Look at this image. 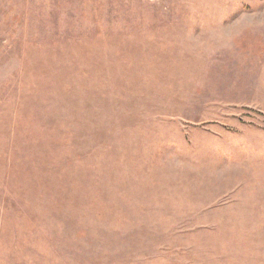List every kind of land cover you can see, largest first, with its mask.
<instances>
[{
    "label": "rangeland",
    "instance_id": "obj_1",
    "mask_svg": "<svg viewBox=\"0 0 264 264\" xmlns=\"http://www.w3.org/2000/svg\"><path fill=\"white\" fill-rule=\"evenodd\" d=\"M0 264H264V0H0Z\"/></svg>",
    "mask_w": 264,
    "mask_h": 264
}]
</instances>
